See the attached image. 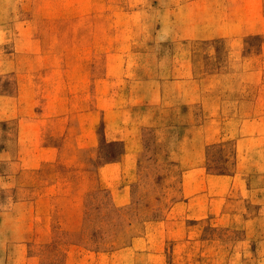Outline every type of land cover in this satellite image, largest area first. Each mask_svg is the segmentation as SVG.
<instances>
[{"label":"rangeland","instance_id":"obj_1","mask_svg":"<svg viewBox=\"0 0 264 264\" xmlns=\"http://www.w3.org/2000/svg\"><path fill=\"white\" fill-rule=\"evenodd\" d=\"M0 264H264V0H0Z\"/></svg>","mask_w":264,"mask_h":264}]
</instances>
